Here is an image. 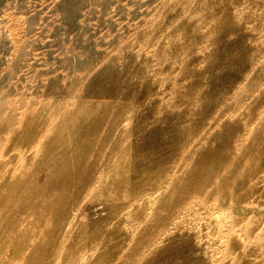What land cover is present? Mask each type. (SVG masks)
Instances as JSON below:
<instances>
[{
    "label": "rangeland",
    "instance_id": "374dc122",
    "mask_svg": "<svg viewBox=\"0 0 264 264\" xmlns=\"http://www.w3.org/2000/svg\"><path fill=\"white\" fill-rule=\"evenodd\" d=\"M0 264H264V0H0Z\"/></svg>",
    "mask_w": 264,
    "mask_h": 264
}]
</instances>
